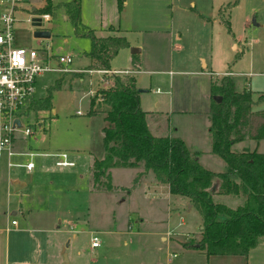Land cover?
<instances>
[{"label": "rangeland", "instance_id": "rangeland-1", "mask_svg": "<svg viewBox=\"0 0 264 264\" xmlns=\"http://www.w3.org/2000/svg\"><path fill=\"white\" fill-rule=\"evenodd\" d=\"M67 1L69 0H50L54 9L48 14L49 19L43 21L36 28L46 30L48 32L47 39L32 38L31 32L34 28L29 26L28 21L32 17L30 8H41L42 0H19L18 10L13 13L15 19L13 38L16 46L39 49L46 44L50 56L69 55L71 57V62L66 65V68L70 69L68 72H43L34 79L33 91L29 99L24 102L26 114L19 118L21 128H28L30 135L27 137H20L21 134L19 133L16 135L22 141L18 144L22 153H36L34 157L30 158L32 163L55 160V158H48L39 154H53L56 151L66 153L67 160L72 161L74 165L75 180L78 181L76 189L84 193L81 204L86 225L83 227H64L62 225L52 227V231L37 235L39 243L36 246L30 245L29 242L32 237H36L34 233L0 231V264H3L4 259L9 264L12 261L17 262L16 264H171L172 261L179 262V264H230L214 258L205 262L203 258L205 256L200 252L179 251L178 248L179 246L181 248V243L188 244L198 238L196 230L199 225V218L196 212L192 208L187 209V205L184 206L181 203L174 212H179V215H173L172 211L176 207L173 203L177 195L168 199L164 186L155 189L159 195H156L153 200L152 197L148 196L146 200H140L141 189H137L136 184H133L132 170L125 168H111L109 170L111 185L121 186L125 189L116 187L110 195L102 191L87 195V166L91 157L96 159L101 157L102 147L99 130L103 126L100 114L86 115L88 109L87 92L90 90L94 93L101 87V84L98 82L99 76L95 72H89L87 77L80 82L69 76L71 70L78 72L87 67L88 60L84 53L89 49V41L86 37L77 36L73 33L72 26L66 19L62 6ZM115 1L79 0V21L83 26L98 31L99 28L111 25L119 32L122 31L121 33L126 36L129 42H133L138 36L135 32L130 31L146 28L151 24L146 25V22L140 21L141 19L137 22L134 21L136 9L134 6L130 12L129 4H127V10L124 8L121 14L117 13ZM228 1L230 4L233 3V0ZM0 2L3 3V0ZM180 6H182L183 13L181 10L175 11L172 22L176 27L184 28L186 26L192 32V23L185 19L188 16L186 13L190 12L187 1L183 0ZM140 10L141 8L137 9V11ZM143 16L146 17V14ZM227 18L229 30L234 37L244 38L246 42L244 46V41H238V46L240 45L238 53L230 48L227 50L225 45H219L218 49L215 48V39H213L212 47L208 45L201 49L204 40L195 37L192 39L184 34L180 42L175 43L173 38L170 36L169 39L168 36V33L170 32L172 35L173 31L168 26L169 12L166 11L163 23L161 22V26H166L164 31L154 32L155 35H158L159 42L163 39V46L161 50H157V55L150 56V58L144 57L150 60L151 67L149 69L156 70L158 73L144 72L135 75L137 73L135 72L130 74L137 80L138 86L146 90L140 95V108L147 112L146 122L150 127V133L165 132L164 125L163 131L160 126V132L157 133L154 128H151V119L155 116L153 111L157 110L160 123L165 118V123L168 121L166 124L167 127L169 126L168 131L170 133H173V128H176L183 136L198 139L196 150L199 152V161L204 169L212 172H223L225 168L219 158L208 153L207 146L202 140L203 132L207 128L205 113L209 99L207 84L209 72H211V77H216L221 72L229 71L228 78L232 87L236 91L244 88L250 92L253 100L252 109L264 107V101L256 100L257 95H262L264 100V0H236L235 7L229 11ZM244 19L253 20L254 25L257 26L250 22L248 26L244 27ZM174 45L181 47L182 51L175 54L170 49ZM129 48L120 50L114 55L110 61L111 68L116 70L128 66L125 53L129 52ZM191 48L196 55L199 54L205 60L207 67L205 71H202L205 72V76L176 73L177 71H188V68L192 71L201 72L198 60H194L191 67L183 64ZM170 60L171 64H169ZM177 63L179 64L177 65ZM50 66H54L52 60ZM59 78H61L60 87L58 89L53 88ZM87 81L89 86H87ZM46 95H49L48 108H31L32 101L42 100ZM168 98L169 107L167 109L166 101ZM155 100L160 103L158 109L153 106ZM36 122H40L39 129L35 125ZM156 127L159 129L158 126ZM244 141L234 143L231 149L239 151L248 148L249 150L252 145L249 144L248 146L247 143L249 142ZM258 149L260 151L261 147H257ZM261 150L264 152L263 149ZM24 161L23 158L9 159V162L12 163H23ZM4 162V159L0 158L1 178L17 182L27 180L24 189L21 192L18 191L19 193L26 192L34 184L36 185L34 178L26 175L21 169H5ZM78 176L81 177L78 178ZM24 177L26 179H23ZM41 181L46 182L47 177ZM133 189H135L133 194L126 196L127 192L130 194V190ZM67 195L73 194L69 191ZM122 198H124V202H120ZM219 199L224 198L219 197ZM20 200L23 201L25 198ZM228 204L233 205L234 201L231 200ZM3 210H0V214ZM131 210L136 211V213H131ZM136 214L142 215L149 222L148 226L154 224L158 227H117L125 218H128L132 225L134 221L132 219ZM179 218L183 221L182 225L185 226L166 233L169 247L157 235L132 234L135 231H141V229L146 232L151 230L168 231L170 228L167 227L169 221L171 226ZM9 220L18 223L19 217L18 215L6 216V221ZM0 226V230L9 228L2 227V224ZM91 237H95L97 248H89ZM244 263L264 264V240L249 251L245 260L241 258L234 260V264Z\"/></svg>", "mask_w": 264, "mask_h": 264}, {"label": "trees", "instance_id": "trees-1", "mask_svg": "<svg viewBox=\"0 0 264 264\" xmlns=\"http://www.w3.org/2000/svg\"><path fill=\"white\" fill-rule=\"evenodd\" d=\"M78 2L69 0L62 6L73 33L89 41L84 56L90 64L82 72L69 75L80 82L88 71L110 70V60L118 50L128 46L123 37H95L79 21ZM119 8L118 0L117 11ZM53 9L50 0H43L41 8L30 12L50 14ZM130 69L136 71L137 63L132 62ZM100 78L103 85L88 98L86 115L102 113L106 126L100 130L102 157L87 168L88 191L116 189L109 181L110 168L139 169L133 184L141 173L149 172L154 183L165 184L168 194L184 198L199 218L198 238L181 243V249H192L205 257H245L264 237V152L233 151L231 147L244 140L264 139V107L253 110L250 92L234 91L225 76L210 81L206 135L209 152L225 168L223 172H212L197 162L180 139L149 133L146 113L138 107L132 75L100 74ZM60 80H56L53 88L60 87ZM261 99V95L256 97ZM48 100L46 95L42 100L32 101L30 106L46 109ZM231 200L233 205L228 204Z\"/></svg>", "mask_w": 264, "mask_h": 264}, {"label": "crops", "instance_id": "crops-1", "mask_svg": "<svg viewBox=\"0 0 264 264\" xmlns=\"http://www.w3.org/2000/svg\"><path fill=\"white\" fill-rule=\"evenodd\" d=\"M116 1H118V0H116ZM116 1H115V8H116ZM119 1H120V8H119V11L116 10L117 13L121 14L124 8H126V10H127V4L130 5V8H129V10L131 9L130 12H132V7L135 6L136 16L134 18V21L137 22V21H139V19H141L140 21H142L143 23L146 22V25L147 24H151V25L147 26L146 28L131 30L130 32H135V34L138 36L135 38V40L133 42H129L126 39V36H124L123 33H121L122 31L119 32V30L114 29L111 25H107L105 28H101V29L99 28V31L88 28V29L92 30L93 35L95 37H107V36H109V37H111V36L123 37L124 40L126 41L128 47L137 49L138 52H136V53H133V54H130L129 52L125 53L126 54V62L128 63L127 64L128 66H126L125 68H118L116 70H129L130 69L129 67H131V63L135 62V63H137V69H136V71L133 72V73L137 72L135 75H137L139 73H144V72L145 73L146 72L158 73V71H156V70H150L149 69V67H151V65L149 64L150 60H147L144 57L150 58V56L157 55V53H158L157 50H161V47L163 46V42H164L163 39L160 40V42H159V40L157 39L158 35H155L154 32H159L158 30L164 31V27H166V26H161V22L163 23V17H164V14L166 11L169 12V25L168 26H169L170 30L172 28V31H173L172 35H170V32H169L168 36H169V39L171 36L175 43L180 42L181 37L184 34V35L190 36L191 38L195 37L196 39L198 38L202 41L204 40V43L201 46V49L206 48L208 45L210 47H212L213 39H215L216 40V42L214 44L215 48L218 49L219 45L220 46L225 45V46H227V50L230 48L232 51L238 53V51H240V49H239L240 45L238 46V41L242 42L245 40L244 38L242 39L239 36L234 37V35L229 30V22H228L227 17H228L229 11H231L235 7L236 0H233L232 4H230V1H228V0H186L188 7L190 8V12L186 13L188 16L185 19L192 23V28H191L192 32H190V30L188 28H186V26L184 28L181 26L176 27L174 22H172L174 19L175 11L181 10V13H183L182 6H180V4L182 3L183 0H129V2H128V0H119ZM42 5H43V0H42ZM138 8H141V10L137 11ZM33 9H35V8H33ZM79 9H80V7H79ZM79 13H80V10H79ZM143 14H146V17H144ZM30 15H32V17H34L33 14H30ZM46 15L48 16V14H46ZM48 19H49V16H48ZM164 22H165V20H164ZM249 23H250V21H248L247 19H244L243 26L246 27V26H248ZM254 26H257V25L255 24ZM197 34H200V35L197 36ZM192 39H194V38H192ZM249 42H247V44H249ZM245 45H246V42L244 43V46ZM125 49H127V48H125ZM170 49L175 54H178L182 51L181 47H179L178 45H174V46L170 47ZM120 50H124V49H120ZM120 50H118V51H120ZM192 50H193V48H191V50L189 49V51H188L189 55L184 60L183 64H185L188 67H191L194 60L195 61L198 60L200 63L199 68H200L201 72H197L196 70L192 71L188 68V71H177L176 73H181L183 75L188 74V75H195V76H205L204 75L205 72H202V71H205V69L207 67L205 60L203 58H201V56H199V54L196 55V53ZM142 53H143V55H140ZM132 55H134L133 58H131ZM86 59L88 60V64H87V66H88L90 64V60L88 58H86ZM169 64H171V60H170ZM178 64L179 63H177V65ZM109 69L115 70L114 68L110 67V62H109ZM72 71L73 70H71L70 72H72ZM82 71L83 70H81V71L79 70L78 72H82ZM73 72H75V71H73ZM209 74L210 75H209L208 83H207L208 86H209L210 81H212L215 78V77H211V72H209ZM229 75H230V72L226 71V72H221V74H219L216 77L225 76L228 78ZM98 76H99L98 82L102 86L103 83L100 82V80H101L100 75L98 74ZM133 79H134L135 88L137 90L139 89V90L143 91L141 93H138V96H137L138 107L141 110V108H140V95L143 94L144 92H146V90H144L140 86H138L137 80L134 77H133ZM228 80H229V78H228ZM87 86H89L88 81H87ZM232 89L234 91H236L233 87H232ZM243 89L244 88H242L240 91H242ZM240 91H236V92H240ZM88 92H91V91L88 90ZM154 93H156V91H154ZM167 95H168V92H167ZM87 98H89V97L87 96ZM260 101H264L263 98ZM159 105H160V103L155 100L154 104H153L154 108L158 109ZM166 107H167V109L169 107V98L166 101ZM207 109H208V105H207ZM259 109H261V108H259ZM255 110H258V109L255 108ZM143 112H145V111H143ZM145 113L147 114V112H145ZM157 113H158L157 110L153 111V114L155 115L153 118H155V119H154V121H153V118L151 119V122H152L151 128H154V130L157 133L160 130V126H161V130L163 131V125H164V129H165L164 131L165 132L162 133L159 131L160 134H151L150 133V127L148 126V124L146 122V115H145V124H146V127H147L149 133L153 136L165 135L168 137H176V138L180 139L183 142L186 150L189 153L193 154L195 156L197 162L202 166V164L199 161L200 160L199 152H198V150H196L198 139L197 138L191 139V137H189V136L185 137L178 130H176V128H173V133L172 132L170 133L168 131L169 126L167 127V124H166L168 121H166V123H165V119H166L165 118V119H163L164 122L161 119L162 123H160L161 121L158 119ZM206 113H207V111H206ZM97 114H100L102 116V121H103V114L102 113H97ZM94 115H96V114H94ZM171 115H172V113H171ZM91 116H93V115H91ZM205 117H207V116L205 115ZM206 121H207V118H206ZM153 124H155V125H153ZM105 126H106V123H105V121H103V126H101V128L105 127ZM156 126H158L159 129H157ZM101 128H100V130H101ZM100 130H99V133H100ZM172 134H174V135H172ZM203 136L204 137H202V140H204V145L207 146V151L209 154H211L209 152V146H208L206 131L203 132ZM20 137H21V135H20ZM245 141H248L249 142V143H247L248 146L250 144V145H252V147H250L249 150H248V148H246L243 150L241 149L239 151L254 150L257 153H263L261 149H263V151H264V139L256 140V141H253V140H245ZM20 142H22L21 139L18 138L16 135L15 140L12 144V150L16 153H22L21 152L22 150H19L20 148L18 147V144ZM257 147H261L260 151H259V149L257 150ZM56 152H59V151H56ZM44 154H52V153H44ZM211 155H213V154H211ZM44 157L50 158L51 156H44ZM101 157H102V154H101ZM214 157H216V156H214ZM11 158H15V159L16 158H19V159L23 158V159H25V161L23 163L28 161V159L24 156H12V157H10V159ZM51 158H53V157H51ZM66 158H67V155H66ZM100 158L96 159L94 157H91L89 165L91 164V162L93 160H98ZM4 161H5V159H4ZM53 162H54L53 160L52 161H44V162H40V163H32L31 162L32 168L29 171H26L22 167H16V168L21 169L26 175L30 176L32 179L34 178V180L36 181V185L34 184V186L29 189L30 191L28 190V191H26V192L24 191L22 193L18 192V191L21 192L24 189V187H25L24 184H25V182L27 183V180L25 182H23V181L17 182V181H11V180L4 179V178L0 177V210L4 209L2 214H0V225L2 224V227H9V228H4L3 230H0V231L5 232L7 230V231H11L13 233H15V232L34 233V234H36V237L35 236L32 237V239H30L29 242H30V245L34 244L36 246L39 243L38 236L42 233H47V232L52 231V227H60V225H62L64 227H81V226L83 227L84 225H86V223H84L86 221H84L83 206L81 204L84 193H83V191H78L76 189L78 181L75 180V173H74L75 171L73 170V166H74L73 162L70 161L72 163V166H70V167H56V166H54ZM23 163H19V164H23ZM89 165L87 166V168L89 167ZM4 166H5V162H4ZM202 167L204 168V166H202ZM5 169H9V168L5 167ZM125 169L126 170H132L133 177L135 176V174L137 172H140L139 169H131V168H125ZM109 170H108V177L110 174ZM148 173L149 172L141 173L135 182L137 189H141L142 195H140V200H146L147 196L152 197V200H153L156 195H159L155 191L156 188H160L159 186H164L165 194H166L168 199L170 197L174 196V195L168 194L167 186L165 184L154 183L152 178H151V174L149 173V175H148ZM45 177H47V181L46 182L41 181V180L45 179ZM79 177H81V176H78V178ZM23 179H26V178L24 177ZM109 181H110V177H109ZM112 186L118 187L120 189H125L124 187H121V186L120 187L115 186V185H112ZM69 191H71L73 195H67ZM134 191H135V189L130 190V194H128V192H127L126 196L132 195ZM154 191H155V193H154ZM93 193L94 192L87 191V195L88 194L93 195ZM106 193H107V195L111 194V192H106ZM77 194H78V196H77ZM79 194H80V197H79ZM21 198H25V200L22 201V200H20ZM124 198H122L120 202H124ZM79 201H80V204H79ZM181 203H183L184 206L188 204L184 198L176 196V198L174 199V203H173L176 206L172 211L173 215H175V214L179 215V212H176V213H174V212L177 209V206H179ZM188 208L190 209L191 206L189 205V207H187V209ZM132 209H134V208H132ZM131 213H136V211L133 212L131 210ZM15 215H18V217H19L18 223L16 221H13V220H9L8 222L6 221V216L12 217ZM133 218L134 219H132V220H134V221H133L132 225L129 223V219L125 218L120 223V226L117 225V227H138V228H141V227H158L157 225H154V224H152L151 226H148L149 222L142 215L136 214ZM179 219H177V221H175L171 226L169 225V223H170V221H169L167 227H170V228L168 231H165V232H161V231H157V230L156 231L151 230L150 232H148V231L146 232V231H143L141 229V231H135L132 234L133 235H143V234L157 235L161 241L165 242L168 245L167 239H166V233L167 232H173L174 230H176L182 226L183 227L185 226V225H182L183 221L181 219L180 220ZM11 221L13 222V224H10ZM113 227H116V226H113ZM197 229H199V225L197 226ZM132 234H129V235H132ZM262 240H264V237L259 240L258 244L261 243ZM169 246L170 245H168V247ZM95 248H97V247H95ZM178 250L181 252H192V253L197 252V251L192 250V249L183 250L180 248V246H179ZM248 253H249V251H248ZM248 253L246 254L245 257L208 256V257H203V258H204L205 262L206 261L208 262V260H212L214 258L216 260H221V261H224L226 263L234 264V260H239V258H241L242 260H245L248 257ZM210 258H212V259H210ZM16 263L17 262H15V261L10 262V264H16ZM3 264H9V263H7V261H5V259H4ZM171 264H179V262L172 261Z\"/></svg>", "mask_w": 264, "mask_h": 264}, {"label": "built area", "instance_id": "built-area-1", "mask_svg": "<svg viewBox=\"0 0 264 264\" xmlns=\"http://www.w3.org/2000/svg\"><path fill=\"white\" fill-rule=\"evenodd\" d=\"M19 0H3L0 2V158L5 159L6 168L22 167L26 171L32 168L30 158L36 153H16L12 150V144L16 133L26 137L30 134L28 128H21L19 118L26 114L24 109L25 100L29 99L34 79L43 72L66 73V68L71 61L69 55L50 56L47 45L39 49L16 46L13 38V25L15 19L13 13L18 10ZM39 18L40 24L48 20L46 14L34 15ZM54 66H50V61ZM106 75H130L134 70H108L88 71ZM93 92H88L90 97ZM78 113V112H76ZM17 121L18 125L14 123ZM37 129L40 122L35 123ZM40 156H51L55 158L53 164L56 167H70L72 163L67 161L65 152H54L53 154H39ZM12 156H24L28 159L23 164L9 162ZM10 224H13L11 221ZM97 247L95 237H91L89 248Z\"/></svg>", "mask_w": 264, "mask_h": 264}, {"label": "water", "instance_id": "water-1", "mask_svg": "<svg viewBox=\"0 0 264 264\" xmlns=\"http://www.w3.org/2000/svg\"><path fill=\"white\" fill-rule=\"evenodd\" d=\"M30 11H33V8L30 9ZM29 26L34 28L31 32V37L34 38V39H47L48 38V32L46 30H40V29H36L40 26V22H39V18L37 17H30L29 18ZM252 25H254V22L253 20L250 21ZM138 52L137 49H134V48H129V53L130 54H133V53H136ZM137 93H141L143 92L142 90H136ZM212 100L214 101H218L219 98L218 97H212ZM14 123L16 125H18L17 121L14 120ZM187 207H189V204H187Z\"/></svg>", "mask_w": 264, "mask_h": 264}]
</instances>
